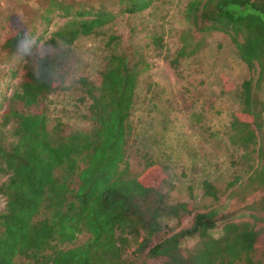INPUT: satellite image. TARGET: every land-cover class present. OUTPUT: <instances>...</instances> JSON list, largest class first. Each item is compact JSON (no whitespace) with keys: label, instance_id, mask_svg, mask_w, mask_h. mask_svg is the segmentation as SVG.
<instances>
[{"label":"trees","instance_id":"obj_1","mask_svg":"<svg viewBox=\"0 0 264 264\" xmlns=\"http://www.w3.org/2000/svg\"><path fill=\"white\" fill-rule=\"evenodd\" d=\"M107 1L110 7L55 1L49 8L62 21L54 29L45 23L35 33L17 30L4 43L25 56L21 74L8 70L15 79L0 93V172L5 175L0 182V264H264L255 256L259 230L254 214L251 220H235L216 208L198 210L191 201H169L174 176L147 152L138 155L143 172L157 167L161 179L129 175L130 115L137 82L151 66L147 52L162 53L179 75V60L194 55L203 38L190 46L188 31L170 52L163 30L147 35V48L128 41L121 45L120 35L107 33L109 52L98 70L99 83L79 76L64 84L62 64L78 38L101 34L116 17L142 12L152 2ZM181 14L199 37L225 35L246 73L219 92L231 94L236 103L223 129L207 121L213 102L203 97L200 82L177 89L174 98L196 109L189 117L193 129L209 138L222 133L239 151L248 187L264 186V134L258 133L264 113V0H185ZM37 46L45 48L37 51ZM185 77L194 79L191 73ZM68 89L85 105L80 117L88 126L64 132L58 118L51 122L46 99ZM145 90L143 99L154 105L158 89L151 79ZM200 188L204 196L218 199L219 189L210 181L201 180ZM185 219L187 225L180 226ZM163 220L175 221L176 227L167 229ZM218 225L220 234L211 235ZM83 233L85 239L77 243ZM132 240L135 247L129 249Z\"/></svg>","mask_w":264,"mask_h":264},{"label":"rangeland","instance_id":"obj_2","mask_svg":"<svg viewBox=\"0 0 264 264\" xmlns=\"http://www.w3.org/2000/svg\"><path fill=\"white\" fill-rule=\"evenodd\" d=\"M55 1L72 5L79 2H84L87 6L111 5L107 0H0V93L9 88V84L15 79L10 78L8 70L14 71L17 76L21 74L25 56L17 51H9L4 46L5 41L17 30L35 33L45 23H48L49 30L54 29L62 21L49 8ZM184 2L185 0H152L142 12L116 17L102 28L101 34L78 38L62 64L64 84H69L79 76H84L95 84L99 83L98 70L109 52V47L105 44L107 33L120 35L121 45L128 41L147 48V35L153 30H163L170 52L180 46L182 36L188 31L190 46L203 38L194 55L179 60V75L171 70L162 53L153 50L147 52L151 66L137 82L136 102L130 115L132 130L127 155L129 175L140 172L147 177L152 175L157 180L161 179L162 174L157 167L143 172L138 155L147 152L155 162L167 164L174 176L173 187L168 190L169 201H191L198 210L216 208L219 213H232L235 220H251L250 214H254V222L259 230L254 243L255 256L264 258V186L248 187L245 184V166L238 157L239 151L227 143L222 133L209 138L205 132L193 129L189 117L196 109H186V104H179V99L174 98V94H179L177 89L189 87L190 82H200L205 91L203 97L210 98L213 102V108L206 111L207 121L213 127L223 129L230 112L236 108V103L231 94L219 92L223 87L229 89L232 84L239 82L245 76V66L225 35L212 32L199 37V32L190 27L182 17ZM45 15L50 17L48 21L42 19ZM41 48L37 46L36 49L41 51L45 47ZM187 73H191L194 79H187ZM148 79L158 89L154 105L143 99L144 94L148 96L145 90ZM261 91L264 98V86ZM190 96L195 95L191 93ZM75 98L74 90L68 89L53 93L46 99L51 122L58 118L64 132L88 126V122L80 117L85 113V105L78 103ZM186 101L189 102V99ZM199 105L198 103L197 107ZM258 133L264 134V113L263 126ZM236 175L241 182L229 186L228 183ZM4 178L5 175L0 172V182ZM203 179L219 189L217 200L202 194L200 182ZM249 205L252 206L251 209ZM2 206L3 198L0 197V209ZM163 222L167 229L176 227L175 221ZM186 225L187 219L180 226ZM220 232V225L210 230L213 236H218ZM85 237L86 234H81L77 243ZM194 240L185 241V245H191ZM135 243L132 240L129 249H133Z\"/></svg>","mask_w":264,"mask_h":264}]
</instances>
